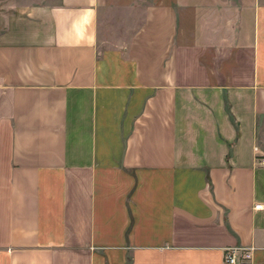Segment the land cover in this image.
<instances>
[{"label": "crops", "instance_id": "obj_1", "mask_svg": "<svg viewBox=\"0 0 264 264\" xmlns=\"http://www.w3.org/2000/svg\"><path fill=\"white\" fill-rule=\"evenodd\" d=\"M263 158L264 0H0V264H264Z\"/></svg>", "mask_w": 264, "mask_h": 264}, {"label": "built area", "instance_id": "obj_2", "mask_svg": "<svg viewBox=\"0 0 264 264\" xmlns=\"http://www.w3.org/2000/svg\"><path fill=\"white\" fill-rule=\"evenodd\" d=\"M261 164H264V158L260 160ZM255 209L262 208L261 204H256L254 206ZM250 258V250L248 248H244L240 252L235 249H227L224 252V262L226 264H237L239 259H249Z\"/></svg>", "mask_w": 264, "mask_h": 264}]
</instances>
